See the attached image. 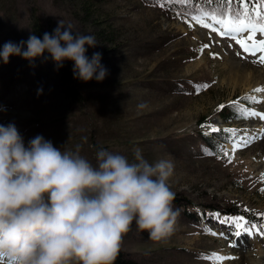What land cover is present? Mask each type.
I'll use <instances>...</instances> for the list:
<instances>
[{
  "label": "rangeland",
  "instance_id": "374dc122",
  "mask_svg": "<svg viewBox=\"0 0 264 264\" xmlns=\"http://www.w3.org/2000/svg\"><path fill=\"white\" fill-rule=\"evenodd\" d=\"M158 1L0 0V47L28 38L33 8L51 32L61 19L93 34L98 44L87 54L100 51L108 69L101 81L78 79V102L63 92L49 61L37 57L33 66L10 55L7 63L0 60V123L15 122L26 144L40 133L62 150L79 145L93 164L99 148L134 159L139 147L149 161H173L169 184L173 206L180 209L175 229L155 240L133 222L121 249L135 264H241L239 250L248 252L244 261L253 264L259 251L264 259V235L246 220L240 223L251 233L238 229L229 219L236 215L222 211L235 205L264 213L261 52L239 44L248 38L247 29L221 35L222 26L211 17L179 21L167 12L170 0ZM197 16L212 27L201 25ZM240 96L251 103L242 106L244 118L230 124L231 135L218 146L224 156L206 149L198 119L205 120L204 129L225 127L218 106ZM236 230L241 235L235 236ZM250 238L258 241L247 243Z\"/></svg>",
  "mask_w": 264,
  "mask_h": 264
},
{
  "label": "clouds",
  "instance_id": "9594fccd",
  "mask_svg": "<svg viewBox=\"0 0 264 264\" xmlns=\"http://www.w3.org/2000/svg\"><path fill=\"white\" fill-rule=\"evenodd\" d=\"M93 34L61 19L52 32L5 41L0 60L19 55L34 66L48 56L58 69L73 61L74 78L101 81L108 73ZM47 53V55H45ZM140 102L139 107H144ZM0 108H3L0 105ZM37 133L27 144L13 121L0 123V261L3 264H113L133 222L160 240L175 229L180 209L169 184L171 159H134L99 148L96 163Z\"/></svg>",
  "mask_w": 264,
  "mask_h": 264
},
{
  "label": "trees",
  "instance_id": "16d2710c",
  "mask_svg": "<svg viewBox=\"0 0 264 264\" xmlns=\"http://www.w3.org/2000/svg\"><path fill=\"white\" fill-rule=\"evenodd\" d=\"M159 2L158 0H156ZM250 3L253 0H249ZM162 7V6H161ZM228 7L227 0H170L166 3V8L168 13H173L181 21H185L191 18L192 15L211 11H225ZM231 8L233 13L238 10L237 0H232ZM31 20H30V31L34 32L37 36L42 38L45 31L51 33V31L41 22L40 18L32 8ZM47 55V53H45ZM45 59L43 56H41ZM50 62L51 67L59 79L58 84H60L63 92L70 98L80 101V92L78 91V79L74 78L72 73L73 61L65 60L63 66L58 69L55 67V62L50 56L46 59ZM236 100L228 103H224V108H219L217 111L218 117L226 124L225 127L220 129H204L205 120L201 117L198 119V124L200 127L197 129L199 137L202 139L206 149L221 156L223 152L221 150L217 151L219 144L227 141L228 137L231 135L230 124L233 121L244 118L243 107L240 102L249 104L250 97H235ZM95 147L98 148L95 143ZM224 214H235L246 217V220L251 224L255 225L257 229L260 230L264 227V218H261L258 213L249 209H245L240 206L233 205L229 210L222 211ZM113 264H135L134 260L127 256V254L120 249L118 255L116 256Z\"/></svg>",
  "mask_w": 264,
  "mask_h": 264
},
{
  "label": "snow or ice",
  "instance_id": "6c2138e0",
  "mask_svg": "<svg viewBox=\"0 0 264 264\" xmlns=\"http://www.w3.org/2000/svg\"><path fill=\"white\" fill-rule=\"evenodd\" d=\"M223 2V0H221ZM232 0H227L228 7L225 11H211L204 12L203 17L211 16V19L216 22V24L222 26V28H217V31L221 33V35L225 34V32L229 34L240 33L241 31L247 29V39H240L238 42L241 47L247 51L252 52L254 50H258L261 53H264V39H256L255 36L259 32L264 34V0H253L252 3L249 0H237L238 10L233 13L231 8ZM201 25H207L208 27H212V24L207 23L206 19L197 16L194 17ZM213 55H216L213 53ZM259 60L264 62V55L259 56ZM201 86H197V90H199ZM202 87H208L207 84L202 85ZM261 89L258 87L254 91H260ZM219 108H224L225 105L221 104L218 106ZM254 111V110H251ZM261 115H264L262 113ZM215 126H213L214 128ZM207 151V150H206ZM261 179H264V173L261 174ZM264 191V189H261ZM264 217V213H258ZM231 221H234L237 228H243L241 225V221H245L246 217L244 216H233L229 218ZM255 227V225L253 226ZM258 231H261L259 228ZM245 232L251 233V229H244ZM236 235H241L240 231L236 232ZM261 235H264V231H261ZM234 243V242H233ZM213 257L218 259H225L229 257L220 256L219 253H212Z\"/></svg>",
  "mask_w": 264,
  "mask_h": 264
},
{
  "label": "bare ground",
  "instance_id": "6f19581e",
  "mask_svg": "<svg viewBox=\"0 0 264 264\" xmlns=\"http://www.w3.org/2000/svg\"><path fill=\"white\" fill-rule=\"evenodd\" d=\"M254 54H256V53H258L259 51L258 50H254V51H252ZM260 55H264V53H258V56H260ZM251 103V102H250ZM262 138H264V137H262ZM262 138L260 139V142H264V140H262ZM262 140V141H261ZM238 230H236V232H237ZM235 236H237L236 235V233H235ZM251 239V241H246L247 243H255V242H257L258 241V239H254V238H250ZM247 243H246V247L248 248L249 246L247 245ZM245 250V249H244ZM241 251H243V250H239L238 252H240V254L242 255V258L243 259H241V261H242V263L241 264H246V262H247V257L249 256V253L247 252L245 255H243L244 253H241ZM245 251H247V250H245ZM246 255H248V256H246ZM244 259H246V262L244 261ZM252 263L253 264H264V259H263V257H262V254L260 253V251L259 252H257L256 253V256H255V258H253V261H252Z\"/></svg>",
  "mask_w": 264,
  "mask_h": 264
}]
</instances>
